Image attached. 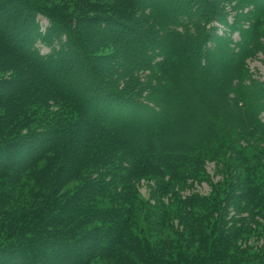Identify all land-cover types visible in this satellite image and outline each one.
I'll return each mask as SVG.
<instances>
[{
  "label": "trees",
  "instance_id": "obj_1",
  "mask_svg": "<svg viewBox=\"0 0 264 264\" xmlns=\"http://www.w3.org/2000/svg\"><path fill=\"white\" fill-rule=\"evenodd\" d=\"M202 1L89 0V12L67 17L43 0H0V26L2 19L7 22V39L0 33V73L10 79L0 78V85L9 87L0 95V106L11 105L16 120L28 109L30 121L25 125L40 114L39 123L49 120L43 119L49 113L55 121L16 135L15 117L8 112L0 117V157L44 135L38 137L40 151L34 159L0 168L2 204L19 197L10 193L15 188L31 192L28 200L16 204L21 209L0 205V264H46L50 252L63 257L61 249L71 253L76 247L88 252L71 253L74 264L94 259L109 264H264L259 253L234 249L248 238L264 237V230L254 227L255 216H264V181L259 182L255 172L246 177L247 170L237 184L239 176L224 178L218 183L230 187L222 192L219 185L207 195L184 194L208 178V157L221 166V146L234 145V129L252 127L249 134L259 132L264 138V122L255 119L257 112H264V82L243 68L245 59L264 45V0H237L240 11L248 9L249 18L256 19L248 29L230 22L231 14L218 0H204L205 5ZM223 1L234 6V1ZM40 17L49 22L45 31ZM87 21L110 31L104 38L107 43L102 39L99 47L125 53L114 31L135 34L134 40L128 39L141 40L130 57V66L135 65L123 74L112 69L105 60L110 57L91 48L89 33L99 30ZM141 22L145 24L136 28ZM215 23L231 28L220 32ZM234 30L240 40L233 38ZM77 65L83 68L77 80L82 77L86 85L77 87L81 93L59 81L58 75ZM140 69L157 70L152 73L160 80L154 92L122 91L115 75L119 81L133 82ZM216 78L221 82H214ZM50 101L59 103L56 109H50ZM177 104L192 113L180 125L174 144V135L166 139L164 134L170 109ZM233 149L227 150L230 160L238 156L235 161L251 171L264 169V150L247 156ZM228 164L225 160L224 166ZM143 181L153 183L148 198L139 191ZM250 183L248 193L230 192L231 187ZM170 196L176 206L173 215L164 201ZM151 229L171 231L170 256L157 247L154 233H148ZM183 239L193 244L194 252L187 251Z\"/></svg>",
  "mask_w": 264,
  "mask_h": 264
},
{
  "label": "rangeland",
  "instance_id": "obj_2",
  "mask_svg": "<svg viewBox=\"0 0 264 264\" xmlns=\"http://www.w3.org/2000/svg\"><path fill=\"white\" fill-rule=\"evenodd\" d=\"M46 2L47 5H49L50 7H53L55 9H57L60 12L65 13V15L68 17L67 13H74V15H81V14H85L87 12L90 11V6L88 7L86 5V3L89 2V0H43ZM104 1H108V0H104ZM218 5L221 9L226 10L229 12V14H231L229 16V20L230 22H233V20L238 21L239 24H241L243 26L244 29H248L250 27V24L255 22L256 19L255 18H249L250 14H249V10L248 9H244L240 11L239 5L237 0H230L231 2L234 1V6L228 4L227 2L223 1V0H218ZM204 2V3H203ZM207 1H202V4L205 5ZM85 5V6H84ZM164 9L169 8V5H165L164 4ZM93 13L92 15H97L98 12L94 11L91 12ZM41 20V26H42V30L45 31L47 26H49V22L47 21V19L40 17ZM83 21V20H81ZM262 23L264 24V16L263 18H261ZM2 23L3 26L1 24L0 26V33L2 34V36H4V38L7 39V31H6V27L4 24L7 25V22H5L4 19H2ZM89 26H93L96 28L97 26V34L96 33H89L90 37L89 39L92 38V42L94 43L91 44V48L94 50V52L99 53V55H102L103 57H110V59H105V60H109V63L111 64V66H113L112 69L116 68V70L123 74V71L125 72L126 70H128L129 67H132L135 65V63H133V65L130 66V62L133 58V56H135L137 49L135 48L137 43H139L141 40L135 41V42H130L128 39L131 38L134 40V35L133 33H130L127 35L125 30H121V31H114L115 35L117 37H119L120 39V44L125 46V53L123 52V50L121 48H113L110 49V47L107 46H98L100 43L99 41L106 37L105 35L107 34V32H110L108 28L103 29L101 27L100 24L97 23H93V22H88ZM145 23L141 22V23H136L135 27H141L143 26ZM216 26L219 28V30L221 31H229L231 27H227L224 26L223 24L220 23H215ZM138 26V27H137ZM142 29V28H139ZM138 33H136L137 35ZM233 38L237 41L240 40V33L237 30H234L232 33ZM89 43H91V41L88 40ZM98 42V43H97ZM10 44H12L11 42H9ZM105 43H107V41H105ZM134 43V44H133ZM97 44V45H96ZM125 44V45H124ZM39 47L42 49V51L47 52V47L43 44V43H39ZM117 51V52H116ZM117 54V57L113 56V55ZM120 54H122V56H120ZM113 56V57H112ZM219 59L218 61L223 60L221 57V54L218 55ZM132 57V58H130ZM4 64V63H3ZM244 70L248 73L253 74L256 78L260 79L261 81L264 82V45L258 49L255 50L253 52V54L250 55V57L246 58L244 61ZM218 67V66H217ZM109 70V68H106ZM218 69H220V67H218ZM68 72L65 73H58L59 75V81H62L63 83L65 82L67 86H71L73 88H76V92L81 93V90H77V87L80 85L82 88H85V82H83L82 77L80 78V80H77L78 74L83 70L82 67H79V65H77L76 67L72 68H68ZM106 70V71H108ZM141 70V73H139L137 76L138 78H135V81L133 82H128L127 79H123L119 81V79L116 77L115 75V79L119 82L120 84V88H123L122 91L125 92H129L130 94H134L140 90H143L142 94L145 95L147 93L150 92H154L153 86L156 84V80L158 81V77L156 76V78L153 77L152 73H157V70H152V71H147V70ZM66 71V70H64ZM76 71V72H75ZM200 71L203 72V70L200 68ZM83 72L80 73V76L82 75ZM111 73V72H110ZM112 76H114L111 73ZM9 74L6 73H0V78H4L5 81H9L10 79H8ZM126 76V75H125ZM108 78H110L108 76ZM140 79V82L137 80ZM77 81L79 82V84L77 83ZM160 81V80H159ZM115 82V81H113ZM214 82H221L220 78H216L214 80ZM140 83V84H139ZM2 86V88H1ZM6 88V89H5ZM0 95H2L3 90H7L9 89L8 84L6 85H0ZM8 91V90H7ZM82 96V94H81ZM145 97V96H143ZM179 101V100H177ZM34 102V101H33ZM51 102L54 101H50L48 103V106H50V109H56L57 106L59 105L58 102H54L55 104H52ZM47 105V104H46ZM11 105L3 107L0 106V117L4 116L7 112L11 113L9 114L11 117L13 118L15 117L13 120V125L16 127V131L14 133H16V135L18 134H23L25 132H32L31 130H33L34 128H38V129H44L46 127V125H50L51 122H55L53 121L51 118V114H46L44 116L43 119H45L46 117L49 120L46 121H42L41 123H39L42 114H40L39 119L36 120L34 123H32L31 125L30 122L29 124L25 125L26 121H30L28 120V109L25 111V113L23 114V111H21L20 115H18V119L16 120V116H15V112L13 111V113L11 111ZM45 111V110H44ZM192 112L189 109H184L182 107V105H178L173 108L170 109V113L168 115V120H169V129L167 128V131H165V138H171L172 135H174V144H177V140L175 137V134H177L181 127L180 125L182 124V122H184L185 120H187V117L189 116V114H191ZM50 116V117H49ZM8 118V117H7ZM42 119V120H43ZM255 119L258 122H264V112L263 113H256L255 114ZM18 126H24L25 128H20L17 132ZM253 128H246V129H242L241 132H239L238 130L234 129V137H236V140L234 142V145L230 146V144L228 143L227 145H223L221 146L222 149V154L223 156L221 157V166L217 165V163L215 161H211V157H208V161L205 163V167H204V171H205V175L206 178L205 180L201 181V182H197L195 185H192L189 189H187L186 191H184V194H188V193H199L201 195H207L211 192H213L215 189H217V186L219 185H223L221 183H218L220 181H223L224 178H228V177H233V179H236L238 176L239 178L237 179V182L235 184H237L238 182H240V180L245 179L246 177H249L251 173L255 172L260 178L261 180L259 182H263L264 178L262 176L261 173L264 172V169L261 168V166L253 171H251L250 167H246V165L238 163L237 161H235V156L232 155V160H230V153H228V149H230L231 147H233V152L235 154H239L240 152L246 154L247 156H251L254 152L256 151H261L264 150V138H261L259 136V132L255 133V135L249 134L250 131H252ZM184 131V130H183ZM198 132L201 130H197ZM170 135V136H169ZM16 137L15 134L12 135V137ZM22 136V135H20ZM19 136V137H20ZM141 136V139L143 137V135H139V138ZM41 140L42 138H44V135H38L37 136V140ZM179 137V136H178ZM29 139V138H28ZM37 140H25V142H23V145H20L19 147L13 146L14 148L11 151V154L9 155V153H7L6 151H4V154H2V156L0 157V168H2V166H5V164L9 165V167L17 165L16 161H24V160H30V159H34L35 155L37 152H39L40 148H38V142ZM184 141V140H182ZM180 139L178 140V142H182ZM171 142V141H170ZM154 143V142H153ZM239 149V150H237ZM36 152V153H35ZM231 152V151H230ZM240 155H243L240 153ZM228 160L229 164L228 167L224 166V161ZM247 170H250V173H248V175L245 177V172ZM234 184V185H235ZM153 183L152 182H148V181H143L141 182V186L139 188L140 193L142 194V196L144 198H148L150 195V191H151V187ZM251 185L253 184H248L246 187L243 188H235L234 190H232V187L230 188V192L234 193V192H238L239 190L245 189L246 193H248V191L251 188ZM233 186V185H232ZM225 187H230L229 185H226ZM222 186L221 188V192L223 191V188H225ZM10 193L12 194H17L19 193V197L15 198V196L11 199L10 204L5 203L2 204L1 203V197H0V205L4 208H11L13 209L14 207H18L20 208L18 205L21 204L22 201L28 200L31 197V192L26 189H20V188H15V190L10 191ZM31 201H33V199H31ZM109 200H107L108 202ZM165 201V205L168 204V208L171 210L170 214H174V211H176V206L174 205V199H171L170 197H165L164 199ZM154 202V200H152V203ZM18 204V205H16ZM136 205H139L136 202ZM22 208V207H21ZM20 208V209H21ZM233 209V208H231ZM233 214V212H232ZM246 215V214H245ZM248 216V215H247ZM253 217V216H252ZM169 219V218H168ZM255 221L256 223L254 224V227L257 230L263 229L264 230V216H262L261 214L255 216ZM141 224H143L145 226V230L149 229L147 222H142ZM141 224L139 225V228H141ZM144 229V227L142 228ZM158 229H151V231H148V233H154L152 234V238L154 240V242L157 244V247L159 249H161L164 253V255H169L173 252V245L172 243H170L169 241H167V237L170 235L169 233H171V231L169 229L166 230H160L157 231ZM250 237V236H249ZM184 240V239H183ZM185 242V240H184ZM240 246H246L245 248L241 249ZM184 247L187 249V251L189 250L190 252H194L195 250L192 248L193 244H187L185 242ZM234 248V247H233ZM230 249V248H229ZM234 249L237 250H246L249 252H253V253H259V256L263 257L264 256V237L259 238V239H254V238H248V240L246 239V242L241 243V245L235 246ZM59 252L58 249H55ZM43 254L42 249L40 250ZM61 254L62 256H57L54 255L53 252H50L47 256L45 261H47V263L50 264H74L75 261L71 255V253H74V255H78V254H84L86 252H88V250L85 247H76L74 248V250L71 251V253H69L68 251L61 249ZM245 251V252H246ZM197 252H201V249H199ZM248 253V252H247ZM59 254V253H58ZM254 255V254H251ZM66 256V257H65ZM41 257V254L38 255V258ZM46 263V264H47ZM7 264H10V262L8 261ZM20 264V263H19ZM88 264H109L105 261H102L100 259H94L93 261L89 262Z\"/></svg>",
  "mask_w": 264,
  "mask_h": 264
}]
</instances>
